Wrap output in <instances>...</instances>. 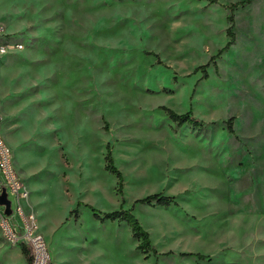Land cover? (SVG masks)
I'll use <instances>...</instances> for the list:
<instances>
[{"label":"rangeland","instance_id":"374dc122","mask_svg":"<svg viewBox=\"0 0 264 264\" xmlns=\"http://www.w3.org/2000/svg\"><path fill=\"white\" fill-rule=\"evenodd\" d=\"M243 1L0 0L24 45L0 60V133L50 264H264V0ZM154 194L176 204H136ZM121 209L156 255L96 217ZM20 250L0 226V264Z\"/></svg>","mask_w":264,"mask_h":264},{"label":"built area","instance_id":"2783aa9c","mask_svg":"<svg viewBox=\"0 0 264 264\" xmlns=\"http://www.w3.org/2000/svg\"><path fill=\"white\" fill-rule=\"evenodd\" d=\"M24 50L22 42L15 41L0 25V60ZM2 115L0 111V126ZM7 195L12 214H6V207L0 209V226L3 237L12 246H26L31 253L32 264H50V255L44 235L41 233L36 214L28 209L30 193L23 184L15 165L10 146L0 133V196ZM10 196L15 199L16 210Z\"/></svg>","mask_w":264,"mask_h":264},{"label":"trees","instance_id":"16d2710c","mask_svg":"<svg viewBox=\"0 0 264 264\" xmlns=\"http://www.w3.org/2000/svg\"><path fill=\"white\" fill-rule=\"evenodd\" d=\"M208 1L210 3L216 2V0H208ZM250 1L251 0H245L243 2L234 4L231 6V9L235 10L239 6H244L247 3H249ZM230 21L233 22V17H230ZM228 35H229V37H231V41H229L228 44L225 46V48H223L219 52V54L215 57H218L219 55H221L225 50H227L230 47L232 40L234 39V33L232 32V28H229ZM215 57H213V58H215ZM206 69H207V66H202V67L198 68V70L203 71V73L205 72V77H206ZM164 109L167 111L169 118L174 123H176L178 126H183L185 124L199 125L198 121L192 117V112H189L186 114H178L171 109H168V108H164ZM229 130H230V132L233 133V128H232L231 124L229 125ZM106 162H107V165H106L107 171L114 174L118 178V186H119L118 191L122 192L123 181H124L123 175L119 171V169L115 166L114 159H113L112 153L110 151L107 154ZM136 204H143V205H149V206L153 205V206H161V207H170V206L176 204V201H175V197L163 196L162 194H154V195H150L144 199L137 200ZM80 205H81V203H79L78 207ZM85 207L86 208H92L89 205H85ZM75 211H77V210H75ZM75 211H73V212H75ZM93 211H95V210L93 209ZM96 217L99 218V220H101L102 222H104L105 220L125 222L129 226V228L131 229L134 239H136L139 242L138 250H140L144 255H146L147 258L151 252L153 253V255L157 254L155 247L152 245V241H151V237H150L149 232L145 230V228L142 226L139 219L133 214L132 210L121 209L120 211L103 214V218L99 214H96ZM20 249H21V252L24 255V257L26 258L27 263L32 264V257H31L30 250L24 245H20ZM183 255L184 256H196L202 260L207 258V256H204L201 254L190 253V254H183Z\"/></svg>","mask_w":264,"mask_h":264},{"label":"water","instance_id":"95a60500","mask_svg":"<svg viewBox=\"0 0 264 264\" xmlns=\"http://www.w3.org/2000/svg\"><path fill=\"white\" fill-rule=\"evenodd\" d=\"M0 206L6 207V214L11 215L12 209H11V202L7 199V195L4 194L3 196H0Z\"/></svg>","mask_w":264,"mask_h":264},{"label":"crops","instance_id":"0c3cea01","mask_svg":"<svg viewBox=\"0 0 264 264\" xmlns=\"http://www.w3.org/2000/svg\"><path fill=\"white\" fill-rule=\"evenodd\" d=\"M20 252H21V250H20ZM21 257H22V259H23L24 264H28L26 258H25L24 255L22 254V252H21Z\"/></svg>","mask_w":264,"mask_h":264}]
</instances>
